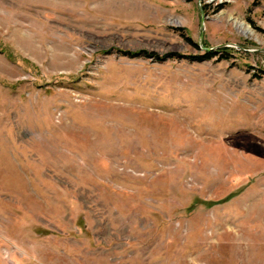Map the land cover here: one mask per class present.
Listing matches in <instances>:
<instances>
[{
	"label": "rangeland",
	"instance_id": "rangeland-1",
	"mask_svg": "<svg viewBox=\"0 0 264 264\" xmlns=\"http://www.w3.org/2000/svg\"><path fill=\"white\" fill-rule=\"evenodd\" d=\"M0 264H264V0H0Z\"/></svg>",
	"mask_w": 264,
	"mask_h": 264
},
{
	"label": "trees",
	"instance_id": "trees-1",
	"mask_svg": "<svg viewBox=\"0 0 264 264\" xmlns=\"http://www.w3.org/2000/svg\"><path fill=\"white\" fill-rule=\"evenodd\" d=\"M215 53H217V51H210V50H207L206 52H205V54H203V55H199V56H196V57H194L195 59H198V60H202L203 58H208V57H211L213 54H215ZM129 54H139V53H133V52H130ZM145 56H151V53H148V52H144L143 53Z\"/></svg>",
	"mask_w": 264,
	"mask_h": 264
},
{
	"label": "bare ground",
	"instance_id": "bare-ground-1",
	"mask_svg": "<svg viewBox=\"0 0 264 264\" xmlns=\"http://www.w3.org/2000/svg\"><path fill=\"white\" fill-rule=\"evenodd\" d=\"M238 28L243 32L246 33L248 31L247 27L245 25H243L242 23H240L238 25Z\"/></svg>",
	"mask_w": 264,
	"mask_h": 264
},
{
	"label": "water",
	"instance_id": "water-1",
	"mask_svg": "<svg viewBox=\"0 0 264 264\" xmlns=\"http://www.w3.org/2000/svg\"><path fill=\"white\" fill-rule=\"evenodd\" d=\"M202 22H203V16H202ZM208 50H213L212 48H208Z\"/></svg>",
	"mask_w": 264,
	"mask_h": 264
}]
</instances>
